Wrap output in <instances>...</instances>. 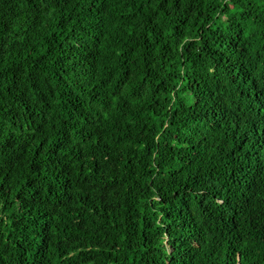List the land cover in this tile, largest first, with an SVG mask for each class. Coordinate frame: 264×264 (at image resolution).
<instances>
[{
  "label": "trees",
  "instance_id": "obj_1",
  "mask_svg": "<svg viewBox=\"0 0 264 264\" xmlns=\"http://www.w3.org/2000/svg\"><path fill=\"white\" fill-rule=\"evenodd\" d=\"M0 264H264V0H0Z\"/></svg>",
  "mask_w": 264,
  "mask_h": 264
}]
</instances>
